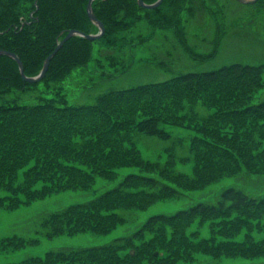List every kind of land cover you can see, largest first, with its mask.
<instances>
[{
    "label": "trees",
    "instance_id": "16d2710c",
    "mask_svg": "<svg viewBox=\"0 0 264 264\" xmlns=\"http://www.w3.org/2000/svg\"><path fill=\"white\" fill-rule=\"evenodd\" d=\"M194 1L162 0L155 7H145L137 0H93V10L105 25L104 33L95 39L111 47L142 17L153 29L172 27L179 36L184 31L181 13L184 9L191 12ZM87 2L0 0V47L20 56L26 74H36L68 29L98 30L87 13ZM93 40L82 35L69 37L50 59L42 80L62 81L73 68L87 64ZM263 74L264 63L235 61L112 88L98 93L91 103H68L60 85L52 95H39L36 102H17L16 95L8 94L30 89L35 81L24 80L17 61L0 54V206L14 208L68 188L88 189L97 175L113 179L123 165L156 171V175L127 172L97 196L40 218L47 235L87 230L103 233L123 220L121 209L140 207L151 200L146 189L137 188L140 185H159L160 193H179V188L200 187L225 174H239L243 167L248 172L264 171V163L255 166L249 156L264 143V97L256 98ZM164 123L195 131L190 137L191 155L182 158L192 159L191 175L175 171L171 160L167 165L141 155L137 145L141 134L171 137ZM182 143L177 139L171 145ZM165 150L172 156V146ZM257 152L264 156V147ZM161 176L173 180L172 184ZM199 215L221 217L223 226L212 227L221 239L213 237L204 244L206 253L264 254V237L252 236L254 230L264 229V192L251 194L232 184L215 200H199L173 213L151 214L132 235L98 245L48 250L44 255L0 264H145L143 259L157 257L173 260L182 255L172 247L173 241L159 236L164 227L157 228L151 238L146 237L147 232L166 224L185 238L184 226ZM135 239L140 240L137 243ZM34 241L36 237L8 235L0 237V249H15ZM127 244L135 248V255L121 253Z\"/></svg>",
    "mask_w": 264,
    "mask_h": 264
},
{
    "label": "rangeland",
    "instance_id": "374dc122",
    "mask_svg": "<svg viewBox=\"0 0 264 264\" xmlns=\"http://www.w3.org/2000/svg\"><path fill=\"white\" fill-rule=\"evenodd\" d=\"M181 18L184 31L178 36L172 27L160 26L153 29L147 18L142 17L125 31V38L111 47L94 39L92 56L87 64L73 68L67 78L62 81L50 80L46 83L41 78L35 81L30 89L12 90L8 96L16 95L17 102H36L39 100V95H52L53 89L60 85L68 103H91L95 102L100 92L171 78L185 71H202L235 61L264 63V0L251 2L195 0L193 10L189 12L184 9ZM180 38H184V41ZM261 83L262 86L256 96L258 99L264 97V74ZM163 127L169 130L171 137L140 135L137 145L141 155L158 160L162 164L171 163L175 171L191 175L192 159L182 160V158L191 155L189 143L195 131L189 127L171 123H164ZM177 139H182L183 143L171 145ZM167 146H172V156L165 150ZM262 147L264 143L252 150L249 155L250 161L254 162L255 166L260 167L264 163V156L257 152ZM169 160L171 162L168 163ZM130 171L157 174L156 171H147L140 166L123 165L113 179L97 175L94 185L88 189L68 188L53 191L30 202H22L14 208L0 206V237L20 235L37 238V241L26 243L15 249H0V263L20 260L30 255H44L48 250L62 247L98 245L117 236L132 235L151 214L173 213L199 200H215L224 187L232 184L244 187L251 194L264 192V171L248 172L244 167L239 174H225L200 187L179 188L181 193L167 191L160 193L159 185H140L137 188L146 189L149 193L148 198L151 200L140 207L121 209L123 220L117 222L107 232L87 230L71 234L47 235L45 233V228L40 223L41 216L68 204L97 196L103 190L114 186L124 174ZM162 177L160 179H166L172 184L173 180ZM162 227L164 228L159 236L173 241L170 242L172 247L182 257L173 260H170L172 257L168 260L160 257L143 259L145 264H246L250 262L264 264V254L247 256L203 251V245H208L213 237L217 240L221 239L220 234L212 231V227L216 229L223 227L221 217L199 215L189 219L184 226L185 238L180 233H175V229L172 230V227L166 224L157 226L152 232H147L146 237H154L158 232L156 229ZM252 236L255 239L264 237V229L254 230ZM139 240L135 239L137 243ZM153 240L156 241L158 238ZM125 252L136 254L131 244L121 249L122 254ZM163 253L160 252V255ZM56 264L62 263L56 262Z\"/></svg>",
    "mask_w": 264,
    "mask_h": 264
},
{
    "label": "water",
    "instance_id": "95a60500",
    "mask_svg": "<svg viewBox=\"0 0 264 264\" xmlns=\"http://www.w3.org/2000/svg\"><path fill=\"white\" fill-rule=\"evenodd\" d=\"M92 1L93 0H88V2H87V6H86L87 13H88L89 17L97 24L98 30L96 32H86L84 30L77 29V28L76 29L75 28L68 29L66 34L58 40L54 49L45 57L41 69L36 74L28 75L25 73L23 61L15 51L0 47V54L10 55L11 57H13L17 61L21 76L24 80L31 81V82L40 80L45 75V73L48 69L49 63H50V59L52 58V56L56 53V51L62 46V44L69 37H71L73 35H82L88 39H95V38L100 37L104 33L105 25H104L103 21L100 20L96 16V14L93 10ZM240 1L251 2V1H255V0H240ZM137 2L139 5H142L145 7H155V6L159 5L162 2V0H154L151 2H146L144 0H137Z\"/></svg>",
    "mask_w": 264,
    "mask_h": 264
}]
</instances>
